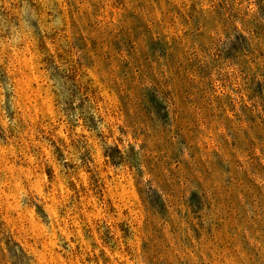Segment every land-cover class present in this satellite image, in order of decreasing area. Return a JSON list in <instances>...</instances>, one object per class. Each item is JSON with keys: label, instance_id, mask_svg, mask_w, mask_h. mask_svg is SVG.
Here are the masks:
<instances>
[{"label": "rangeland", "instance_id": "374dc122", "mask_svg": "<svg viewBox=\"0 0 264 264\" xmlns=\"http://www.w3.org/2000/svg\"><path fill=\"white\" fill-rule=\"evenodd\" d=\"M0 264H264V0H0Z\"/></svg>", "mask_w": 264, "mask_h": 264}]
</instances>
